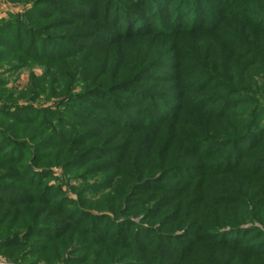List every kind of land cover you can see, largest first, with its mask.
Returning <instances> with one entry per match:
<instances>
[{
  "label": "rangeland",
  "instance_id": "374dc122",
  "mask_svg": "<svg viewBox=\"0 0 264 264\" xmlns=\"http://www.w3.org/2000/svg\"><path fill=\"white\" fill-rule=\"evenodd\" d=\"M262 2L0 0V264H264Z\"/></svg>",
  "mask_w": 264,
  "mask_h": 264
},
{
  "label": "trees",
  "instance_id": "16d2710c",
  "mask_svg": "<svg viewBox=\"0 0 264 264\" xmlns=\"http://www.w3.org/2000/svg\"><path fill=\"white\" fill-rule=\"evenodd\" d=\"M239 1H242V0H239ZM260 2H262V1H264V0H259ZM262 3H264V2H262ZM253 8H255V7H253ZM243 20V23H248V22H246V20L245 19H242ZM243 23H241V26H242V30H244V32L247 34V29H248V27L245 25V24H243ZM251 33H253V31L251 32ZM250 33V34H251ZM251 36V35H250ZM261 39H263L264 40V33H262V38ZM252 46H254V45H252ZM259 58H264V53H261V55H260V57ZM260 67H262V62H256L254 65H253V68H255L254 70L258 73V74H260L261 73V69H260Z\"/></svg>",
  "mask_w": 264,
  "mask_h": 264
}]
</instances>
